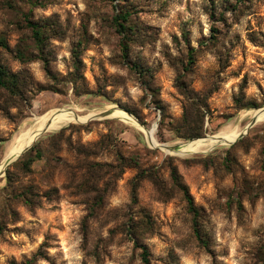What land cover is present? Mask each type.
Returning a JSON list of instances; mask_svg holds the SVG:
<instances>
[{"label": "rangeland", "instance_id": "1", "mask_svg": "<svg viewBox=\"0 0 264 264\" xmlns=\"http://www.w3.org/2000/svg\"><path fill=\"white\" fill-rule=\"evenodd\" d=\"M0 65L22 82L0 88V163L47 111L108 114L44 133L29 168L22 155L0 176V264H143L136 242L151 264H264V118L176 154L110 114L156 125L159 144L247 127L264 109V0H0Z\"/></svg>", "mask_w": 264, "mask_h": 264}, {"label": "bare ground", "instance_id": "2", "mask_svg": "<svg viewBox=\"0 0 264 264\" xmlns=\"http://www.w3.org/2000/svg\"><path fill=\"white\" fill-rule=\"evenodd\" d=\"M95 114H96L95 112L85 114L76 109L65 108V109H60V110H50L44 113L43 115L36 116L35 123L32 126L23 129V131H21L15 137V139L11 142V144L7 148L4 154L3 160L0 163V171L5 168L7 164L6 160L9 156H18L25 147H27L29 144H32V142L36 140V136L39 130H41L44 127L46 121L52 116L54 117V121L50 129H58L71 122L87 121L88 119H90V117L94 116ZM111 116L119 117L120 119H123L124 121L130 122L134 124L135 126L139 127L141 130L145 132L147 139L152 146L159 145V142L154 137L153 130L152 129L148 130L144 128L142 125L138 123V121L132 115H130L126 111L122 109L114 108V110H112L111 112ZM254 117H258L259 121L263 119L264 109H260L256 111L254 113ZM246 129L247 127H245L244 129H240L238 127L228 126V127L223 128L222 130H220L218 133L214 135L223 136L224 140L233 142L234 140H236V138H238V136H240V134L246 132ZM229 142L228 143H218L216 141H212L209 138L205 139L204 137H202L194 141L179 143L181 146V150L179 151L178 154L207 153L221 144L229 145Z\"/></svg>", "mask_w": 264, "mask_h": 264}, {"label": "trees", "instance_id": "3", "mask_svg": "<svg viewBox=\"0 0 264 264\" xmlns=\"http://www.w3.org/2000/svg\"><path fill=\"white\" fill-rule=\"evenodd\" d=\"M129 17H130V14L128 12H121L118 15H116L114 17V19H115L116 23L118 24L119 28L122 30L123 29L125 30L126 24L129 20ZM30 23H32V22H30ZM32 28H33V33H34L36 40L41 42L43 40V33L41 31V27H39L37 24L32 23ZM21 86H22V82H21L20 74L14 73V72L10 71L7 67L0 65V88L6 89L7 91H9L11 93L12 92L18 93ZM191 115L192 114L185 113V115L183 117V121H185L188 124L191 123V120H192ZM197 117L200 118V115L197 114ZM198 122H200V120L197 121V124H198ZM192 125L194 126V123H192ZM197 127L201 130V127H199L198 125H195L194 128L196 129ZM199 129L198 130L190 129L191 130V131H189L190 135L185 136V138L191 139L193 137H201L203 133L201 132L202 130L199 131ZM35 149H36V144L33 145V147H31L29 150H27L25 152V154H23L24 159L22 160V163H23V166L25 168H29V166L32 164V162L36 158L40 157L39 151H36L35 155H33V151ZM172 178H173L175 185L178 186L180 188V190L183 191L184 197H185L187 204L189 206V210L194 216L195 234L197 235L198 239L204 240L202 238V235H201V226L199 225V221H198V219L202 215L201 210L195 204L194 198H193L192 194L190 193L189 188L182 181V178L176 169H173V171H172ZM135 245H136V247H138L142 250L141 254H140L142 263L143 264H151L150 252H149L148 248L146 247V245L139 243V242H136ZM30 264H34V262H30Z\"/></svg>", "mask_w": 264, "mask_h": 264}, {"label": "water", "instance_id": "4", "mask_svg": "<svg viewBox=\"0 0 264 264\" xmlns=\"http://www.w3.org/2000/svg\"><path fill=\"white\" fill-rule=\"evenodd\" d=\"M59 109H65V108H59ZM111 112H112V111H111ZM110 114H111V113H110ZM107 115H108V114H106V113L95 114L94 116L90 117V119L98 118V117H104V116H107ZM90 119H88V120H90ZM88 120H87V121H88ZM53 121H54V117H53V116H52L51 118H49V119L46 121L44 127H43L41 130H39V132H38V134H37V136H36V140H37L41 135H43L44 133H46V132H48V131L51 130L50 128H51V125H52ZM84 122H85V121H84ZM257 122H258V117H253V119H252V120L250 121V123L247 125L246 132L240 134V136H238V138H236V140H234L233 142H232V141H231V142L226 141V140H224L223 136H218V135H206L204 138H205V139H206V138H209V139H211L212 141H216V142H218V143H228V142H229V145H232V144L236 143L240 138L244 137V136L248 133L249 129H250L251 127H253ZM155 129H156V125H155V127L152 129L153 132L155 131ZM36 140H35V141H36ZM35 141H33L32 144H29L27 147H25V148L20 152V154H19L18 156H9V157L7 158V160H6V161H7V164H6L5 168L2 169V170L0 171V176H2V175L5 173L6 169H7L12 163H14L15 161H17V160L23 155V153L26 152V151H27V150L33 145V143H34ZM157 146H159L160 148L164 149L166 152H170V153H176V154H178L179 151L181 150V146H180L179 143H178V144H173V145H170V144H159V145H157Z\"/></svg>", "mask_w": 264, "mask_h": 264}]
</instances>
